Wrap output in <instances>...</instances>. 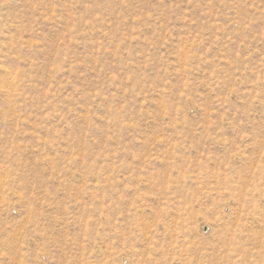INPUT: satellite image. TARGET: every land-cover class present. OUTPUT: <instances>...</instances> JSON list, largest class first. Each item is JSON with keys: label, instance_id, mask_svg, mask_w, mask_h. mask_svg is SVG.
Wrapping results in <instances>:
<instances>
[{"label": "rangeland", "instance_id": "374dc122", "mask_svg": "<svg viewBox=\"0 0 264 264\" xmlns=\"http://www.w3.org/2000/svg\"><path fill=\"white\" fill-rule=\"evenodd\" d=\"M0 264H264V0H0Z\"/></svg>", "mask_w": 264, "mask_h": 264}]
</instances>
